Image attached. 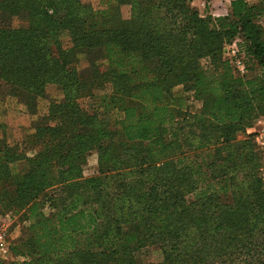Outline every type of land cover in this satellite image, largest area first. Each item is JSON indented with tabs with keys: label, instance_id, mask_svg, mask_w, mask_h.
<instances>
[{
	"label": "trees",
	"instance_id": "1",
	"mask_svg": "<svg viewBox=\"0 0 264 264\" xmlns=\"http://www.w3.org/2000/svg\"><path fill=\"white\" fill-rule=\"evenodd\" d=\"M189 2L0 0V91L31 114L50 86L63 95L25 142L32 158L0 123V213L29 222L0 264H138L148 245L157 264H264V154L256 134L236 142L264 117V0H232L220 18ZM93 80L111 87L95 113L81 105Z\"/></svg>",
	"mask_w": 264,
	"mask_h": 264
},
{
	"label": "rangeland",
	"instance_id": "2",
	"mask_svg": "<svg viewBox=\"0 0 264 264\" xmlns=\"http://www.w3.org/2000/svg\"><path fill=\"white\" fill-rule=\"evenodd\" d=\"M114 0H81L82 4L89 5L97 10H103L108 7L110 3ZM190 6L192 9L196 10L201 17H212V18H220L226 17L229 15L230 3L232 0H189ZM251 5H259L261 0H246ZM262 13H259V18L256 20L257 24L264 25V10L261 7ZM22 21L27 22L26 14H22ZM123 17L125 19L130 18V8L123 7ZM3 22L0 15V24ZM61 42L63 47L68 49L71 47V39L68 34H63L61 36ZM236 46L239 52L238 59L242 61L245 67V72L242 73L236 66L233 64L235 61L234 56L232 55L231 48ZM241 50L237 44H227L223 48V58L229 61L237 70V72L244 76L247 72L245 63L243 58L241 57ZM206 60L203 61L205 65ZM78 72L82 75V77L91 79L92 72L86 62H82L78 64ZM150 66L152 68L158 67L157 61L150 62ZM105 67H102L104 70ZM91 87L88 89V95L84 99L81 100V105L85 109L89 110L91 113H95L98 109V103L100 98L107 93L111 92L110 85H106V87H101L98 84V80H93ZM187 96V95H186ZM63 98L62 93L58 90L56 86H50L47 91V96L45 98H41L38 101V109L35 114H31L26 107V105L19 101L18 99L11 98L5 93L0 91V123L3 124L6 128H8V138L12 145L19 144L22 145V149L27 153L29 158H32L37 153V150L32 146H27L25 143L29 142L28 139L30 135L36 132L37 123L43 119L44 116L48 114L49 106L51 102L60 101ZM190 112L196 113L200 109V104L193 99L189 102ZM116 117V115H115ZM264 117L259 118L256 122V125L262 120ZM255 125V127H256ZM254 127V128H255ZM252 129H248L246 134L239 133L236 138V142L246 141L249 135L255 134V131ZM261 168L260 172L264 176V157L261 158ZM18 168L17 170H20ZM98 173V153L97 151H93L89 157L87 164L83 167V176L84 178H92L96 176ZM45 215L50 216L51 209L47 206L43 209ZM14 213V224L16 223V227L13 230L14 239L20 237L24 233V229L28 227V221H21L22 215L24 212ZM136 260L138 264H157L163 261V252L159 245H148L142 250L138 251L135 254ZM11 258V257H10ZM9 258V259H10Z\"/></svg>",
	"mask_w": 264,
	"mask_h": 264
},
{
	"label": "built area",
	"instance_id": "3",
	"mask_svg": "<svg viewBox=\"0 0 264 264\" xmlns=\"http://www.w3.org/2000/svg\"><path fill=\"white\" fill-rule=\"evenodd\" d=\"M232 55L234 56L235 61L233 64L238 68L242 73L245 72L244 64L241 60L238 59L239 52L236 46L231 48ZM259 126V129L255 131L256 134V143L259 147V150L264 154V118L259 121L256 127ZM14 225V218L10 214H1L0 213V260H8L11 256L10 248L13 242H15L12 231Z\"/></svg>",
	"mask_w": 264,
	"mask_h": 264
},
{
	"label": "crops",
	"instance_id": "4",
	"mask_svg": "<svg viewBox=\"0 0 264 264\" xmlns=\"http://www.w3.org/2000/svg\"><path fill=\"white\" fill-rule=\"evenodd\" d=\"M258 129H259V126L255 127L253 130L256 131V130H258Z\"/></svg>",
	"mask_w": 264,
	"mask_h": 264
}]
</instances>
